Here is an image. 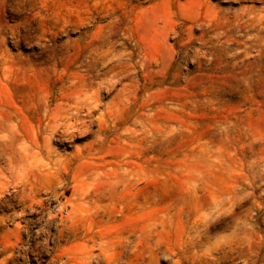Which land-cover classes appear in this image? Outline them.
Wrapping results in <instances>:
<instances>
[{
    "label": "rangeland",
    "instance_id": "obj_1",
    "mask_svg": "<svg viewBox=\"0 0 264 264\" xmlns=\"http://www.w3.org/2000/svg\"><path fill=\"white\" fill-rule=\"evenodd\" d=\"M0 110V264H264V0H0Z\"/></svg>",
    "mask_w": 264,
    "mask_h": 264
},
{
    "label": "bare ground",
    "instance_id": "obj_2",
    "mask_svg": "<svg viewBox=\"0 0 264 264\" xmlns=\"http://www.w3.org/2000/svg\"><path fill=\"white\" fill-rule=\"evenodd\" d=\"M10 108V107H9ZM42 110V109H41ZM9 112V110H8ZM14 114V113H13ZM13 114L10 113H6V112H2V110H0V118H1V122L2 124L0 125V133L2 134L4 132V128L6 124L11 123V121L14 119ZM15 121V120H14ZM13 124V123H12ZM15 125V124H14ZM7 126V125H6ZM8 127V126H7ZM6 128V127H5ZM16 128H14L15 130ZM8 130V128L6 129ZM17 130V129H16ZM4 135V133H3ZM13 135V134H12ZM10 136V135H9ZM11 138V137H10ZM13 138V137H12ZM11 138V139H12ZM5 139V138H4ZM3 139V140H4ZM3 142V141H2ZM21 143V140H20ZM7 146V145H6ZM5 146V147H6ZM5 153V152H3ZM8 155V154H7ZM1 156V155H0ZM9 156V155H8ZM18 156V155H17ZM9 167V165H8ZM3 168V167H2ZM6 170V169H5ZM10 170V169H9ZM3 172V171H2ZM108 177V176H107ZM110 178V177H109ZM113 178V176H112ZM111 178V179H112ZM115 179V178H114ZM116 181V180H115ZM114 181V182H115ZM106 182V181H105ZM111 182V181H110ZM108 184V183H107ZM114 184V183H113ZM110 185V184H109ZM107 187V186H106ZM105 187V188H106ZM109 187V186H108ZM107 187V188H108ZM115 188V187H114ZM107 192V191H106ZM110 192V191H109ZM112 192V190H111ZM115 195V194H113ZM108 198V197H107ZM172 199V198H171ZM90 200V199H89ZM93 203V201H92ZM96 203V202H95ZM94 203V204H95ZM167 203V202H166ZM183 203V202H182ZM99 204V203H98ZM97 204V206H98ZM165 204V203H164ZM172 206V205H171ZM179 208V207H178ZM94 209V208H93ZM161 209V208H160ZM164 209V208H163ZM167 210V209H166ZM95 212L96 215L100 214V210L98 209H94L93 210ZM162 211V210H161ZM165 212V210H164ZM163 212V213H164ZM173 213V212H172ZM178 213V212H177ZM176 213V214H177ZM178 215V214H177ZM165 216V215H164ZM179 217V215H178ZM168 218V217H167ZM152 219V218H151ZM148 221H150L148 219ZM167 221V220H166ZM172 221V220H171ZM178 221V220H177ZM67 222V221H66ZM64 223V222H62ZM142 223V221H141ZM139 223V224H141ZM151 223V222H149ZM138 225V224H137ZM143 225V224H142ZM63 227V226H62ZM67 227V226H66ZM138 227V226H137ZM238 227V226H237ZM172 228V227H171ZM167 229V228H166ZM136 230V228H135ZM174 230V229H173ZM172 230V231H173ZM134 233V231L132 232ZM135 233L137 234L135 236V240L133 241L132 245H131V256L132 258L129 256L127 262H124L123 264H151L152 260H154L155 256V252L160 249V243H161V238L164 235V226L161 223V221H156L153 225H143L140 228H138ZM168 233V232H167ZM171 232H169L170 235ZM233 234V233H232ZM231 234V235H232ZM227 235V234H226ZM235 235V234H233ZM62 236V233H59V237ZM165 236V235H164ZM228 236V235H227ZM225 237V236H224ZM234 237V236H233ZM232 237V238H233ZM92 238H96L98 240V242L101 243L102 241V235L101 233H96L92 236ZM121 238V237H120ZM123 238V237H122ZM166 238V236H165ZM172 238V237H171ZM125 239V238H123ZM163 239V238H162ZM225 239V238H224ZM227 239V238H226ZM101 240V241H100ZM126 240V239H125ZM132 240V239H131ZM164 240V239H163ZM93 242H95L94 240H92ZM113 241V240H111ZM118 241V240H117ZM120 241H122L120 239ZM130 241V240H129ZM165 241V240H164ZM170 241V240H169ZM67 242V241H66ZM230 242V241H229ZM98 243V244H100ZM126 246H129L128 242H123ZM166 243V241H165ZM114 244V243H112ZM116 244V243H115ZM120 244V242H117V245ZM168 244V243H167ZM123 245V244H122ZM166 245V244H165ZM166 247V246H165ZM70 247L67 248V246L61 247L60 245H57V247L54 249V256H52L51 258H56L58 259V261H60V259L64 258L65 261L62 264H92L94 261H96L98 264H101L103 262L102 259V250L100 249L99 254L98 255H94L92 252H84L82 254H77L74 249H69ZM168 248V247H167ZM166 248V249H167ZM169 249V248H168ZM167 249V250H168ZM170 250V249H169ZM168 250V253L171 251ZM126 253V250L123 251ZM172 252V251H171ZM170 252V253H171ZM119 257V256H118ZM148 258V262H145L144 259ZM54 259H52L53 261ZM161 260V259H160ZM174 260V259H173ZM156 262V261H155ZM176 262V261H175ZM53 263V262H52ZM158 263V261H157ZM174 263V262H173ZM50 264V263H49ZM96 264V263H95Z\"/></svg>",
    "mask_w": 264,
    "mask_h": 264
}]
</instances>
